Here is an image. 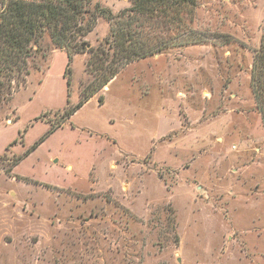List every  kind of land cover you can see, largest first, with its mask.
Returning a JSON list of instances; mask_svg holds the SVG:
<instances>
[{"label": "rangeland", "instance_id": "rangeland-1", "mask_svg": "<svg viewBox=\"0 0 264 264\" xmlns=\"http://www.w3.org/2000/svg\"><path fill=\"white\" fill-rule=\"evenodd\" d=\"M96 5L113 18L96 17L84 52L44 35L1 78L0 264H264L251 85L264 0H197L172 26L145 17L141 43L159 23L165 47L101 88L120 57L113 31L134 20L131 0Z\"/></svg>", "mask_w": 264, "mask_h": 264}, {"label": "trees", "instance_id": "trees-1", "mask_svg": "<svg viewBox=\"0 0 264 264\" xmlns=\"http://www.w3.org/2000/svg\"><path fill=\"white\" fill-rule=\"evenodd\" d=\"M90 1L32 0L28 2L24 0H13L5 6L2 12H0V97L5 93L10 94L9 90L11 88L10 85H7V89H5V84L1 78L10 77V71L20 69L17 63L24 53L27 52V47L30 49V44L33 42L36 43L44 35L50 37L58 48L64 49L68 57L72 53L84 52L85 49L81 46L84 43H79L77 40H80L81 37H84L92 30L96 17L113 18L110 17L111 13L108 10L100 8L97 5L93 12L89 10L86 5ZM196 1L131 0L132 6L129 13L130 16L133 15L134 24L131 27L130 21V24H127L126 27H119L116 31H113L112 46L116 50L115 54L120 55V57L116 67H113V69L112 67H107L104 73H99L98 87L101 88L112 80L118 73L120 67L125 63L152 55L156 50L153 49L157 46L160 49L165 47L161 38L159 39V32L162 29V24L159 23H154V29L152 31L153 39L155 38L152 40L153 44L156 40L158 42L154 46L149 44L144 45L143 42V44L141 43L142 38L138 35L142 33V28H145L142 23L145 17L156 18L158 21L160 19L161 22L165 21V23L172 26L175 22L180 21V16L185 10L195 7ZM2 2L3 0H0V3ZM85 18L91 20L87 28L79 25V21ZM139 20H141V25H138L140 23ZM135 24L138 25V28H141V32L132 29L135 28ZM134 38L135 41H133ZM251 85L256 105L260 110L261 119L264 122V36L259 49L254 55ZM94 91L93 89V92L84 94L83 98L75 107L65 111L63 118L71 117L89 100L94 94Z\"/></svg>", "mask_w": 264, "mask_h": 264}]
</instances>
